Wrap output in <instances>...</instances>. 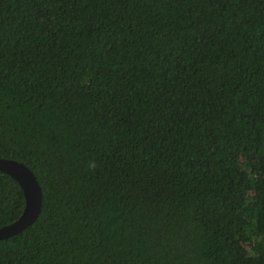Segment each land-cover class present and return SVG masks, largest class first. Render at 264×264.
<instances>
[{"label": "trees", "instance_id": "16d2710c", "mask_svg": "<svg viewBox=\"0 0 264 264\" xmlns=\"http://www.w3.org/2000/svg\"><path fill=\"white\" fill-rule=\"evenodd\" d=\"M0 157V264H264V0H0Z\"/></svg>", "mask_w": 264, "mask_h": 264}, {"label": "water", "instance_id": "95a60500", "mask_svg": "<svg viewBox=\"0 0 264 264\" xmlns=\"http://www.w3.org/2000/svg\"><path fill=\"white\" fill-rule=\"evenodd\" d=\"M0 170L17 180L25 200L24 208L18 218L0 227V239H3L21 232L37 218L41 207L42 190L33 171L21 161L0 157Z\"/></svg>", "mask_w": 264, "mask_h": 264}, {"label": "clouds", "instance_id": "9594fccd", "mask_svg": "<svg viewBox=\"0 0 264 264\" xmlns=\"http://www.w3.org/2000/svg\"><path fill=\"white\" fill-rule=\"evenodd\" d=\"M88 167L90 170H95L96 164L94 161L89 162Z\"/></svg>", "mask_w": 264, "mask_h": 264}]
</instances>
